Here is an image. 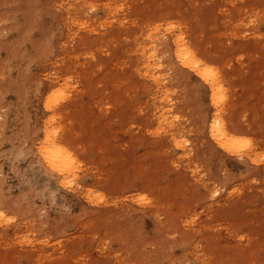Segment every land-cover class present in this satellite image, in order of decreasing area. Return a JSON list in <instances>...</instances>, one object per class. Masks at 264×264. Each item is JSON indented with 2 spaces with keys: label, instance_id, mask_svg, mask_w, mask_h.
I'll list each match as a JSON object with an SVG mask.
<instances>
[{
  "label": "rangeland",
  "instance_id": "1",
  "mask_svg": "<svg viewBox=\"0 0 264 264\" xmlns=\"http://www.w3.org/2000/svg\"><path fill=\"white\" fill-rule=\"evenodd\" d=\"M57 1L0 0V264H264V0H125L123 26L106 15L103 0H93L87 15L96 33L76 29L73 44L61 14L45 9ZM25 2L37 9L29 18ZM160 16L187 23L201 53L225 68L224 116L248 151L260 143L258 162L211 155L203 133L211 108L177 77L169 35L157 46L162 80L129 74L121 53L141 24ZM66 49L82 67L57 78ZM128 79L135 91L126 90ZM47 80L66 97L53 110ZM160 103L167 120L158 125ZM175 117L177 142L191 150L183 162L165 135ZM20 126L28 152L11 157L15 146L3 142ZM44 126L63 129L75 146L71 187L28 158ZM26 153V163L19 161Z\"/></svg>",
  "mask_w": 264,
  "mask_h": 264
},
{
  "label": "bare ground",
  "instance_id": "2",
  "mask_svg": "<svg viewBox=\"0 0 264 264\" xmlns=\"http://www.w3.org/2000/svg\"><path fill=\"white\" fill-rule=\"evenodd\" d=\"M122 1H125V0H103L104 3L102 4V8L104 12L106 13V15L108 17L114 15L113 18L116 21L120 13H122L125 10L127 12L129 8L126 9L125 2H122ZM258 1L260 0H257V2ZM92 2L93 0H61V1L53 2V4L52 2L49 3L45 9L46 11H50L52 9L53 11L57 10L61 14V20H64L67 23L66 26H67V31H68L67 33L68 42L72 43L75 40L74 37H75L76 29H80L81 27H83L84 31L82 34H85L83 36L96 33V29H95L96 22H93L92 18H89L87 15L88 9H92L94 6ZM25 4L29 6L26 10V14L29 18V16H32L35 13V11H37V9L34 6L32 7L31 3L25 2ZM111 4H114V6H110ZM188 4H187V7H188ZM163 7H164V4H163ZM163 7H161V10ZM39 9L44 10L43 5H41ZM172 10H174L173 7H172ZM228 11H230V9ZM234 11L235 10H233V12ZM256 14H258V11ZM153 16L152 18H154ZM175 17L179 18L178 15ZM165 18H168V17H165ZM165 18L164 16L162 17L160 16L159 19L155 18V20H150L148 23L141 24L138 27L140 31L138 30V33H136L133 36V38L129 41L130 42L129 46L126 47L125 52L121 50L123 51L121 54L123 55L124 53V55H126V63L129 69V74H132V75L135 74V75L140 76L143 79V81L147 82L148 84L152 82L155 85L156 83H158V81L162 80L165 76L162 73L163 65L161 64V61H160V56H159L160 53L158 52L157 46H158V42L162 39V37L164 38V36L169 35L170 38L169 37L168 38L170 39V47L168 46L167 48L168 49L167 51L169 54L168 60L170 64L173 66V68L177 71L176 73L177 77L185 80L186 83L189 82L193 86V87L192 86L190 87L194 88L197 94H199V96L201 95L200 97H203L208 102L211 108V111L208 114L205 123L203 124V133H204V136L207 138L206 141L208 143L206 144V147L209 149V151H211V155L212 153L215 154V156H218L219 154H223V155H227L231 159L233 158L238 159L239 157H242L251 163L258 162L257 160H254L252 158L256 156L255 151L259 149L260 143H256L254 145L255 147L253 148V150L248 151L247 148L248 149L250 148V143L242 140V137L240 136V134H237L233 130H231V125L227 123V119L224 116L225 111H224V108H222V105L224 104V101L226 100L224 98L225 97L224 96L225 87L223 85L224 79H226L225 77L227 75L225 68L223 66L221 67V66L216 65L214 61H211L206 56H204L205 54H207V53H205L204 55L202 54L204 48L202 49V53H201L200 48L196 44H194L193 42L195 41H192L191 39V38L194 39L195 35L193 37H190L191 36L190 31L192 30L189 29L190 27L187 26V23L180 21V19L179 20H166ZM125 19H126L125 15L119 17L118 21L120 22H117L116 26H123V20ZM137 23L134 22L135 27H137L136 26ZM223 26H226V25H223ZM212 40H215V39L212 38ZM201 41H202V38H201ZM203 47H205V44ZM63 56L65 57V59L67 58V60L64 59V65L62 66L63 69L61 70L62 73L56 72L57 78H60L59 75L63 76V78L65 79H69L74 76H77L78 75L77 66L80 64H77V66H74L75 64H73L74 60L76 61L79 60V57L77 56V54L76 53L73 54L66 49L64 50ZM66 62H70L71 65L69 64L70 66L66 67L65 66ZM85 68L86 67H84L83 69ZM85 71L87 70L85 69ZM123 84L127 87L126 90L128 92L131 91V89L132 91H135L133 89V82L131 79L126 80V82ZM55 86L56 84L54 82H52L51 80H47L45 84V87L47 89L46 94H50L51 92H53L54 91L53 89L55 88ZM145 86L148 87V85L146 84ZM60 93L62 94L61 90L57 92H53V94L48 95V97L46 98V106L49 110L50 109L53 110L62 100L66 99V97L61 96ZM75 98L76 97L69 98L68 100L69 107H73L75 103H77V98L76 99ZM157 109H160L161 116H158L157 118H155L157 114L156 112L151 115H152V118L153 117L155 118L154 120L157 121V124L161 125L164 121L167 120V118H164V108L161 106V103L159 106H156L154 108V110H157ZM178 119H179L178 117H175L173 121L168 122L165 135H167V139H171V142L173 141L176 142V145H178L177 147L183 151L182 152L183 154H181L180 157H178V159L183 162V159H187L188 156L190 157L191 150L187 148V146L189 145L188 141L184 142L182 140H179V143L177 142L179 137L182 136L180 123H177ZM12 120L13 121L15 120V122H19L20 120L19 114L16 113L15 118ZM48 121L50 122V119ZM22 128L23 127L20 126L19 129L13 128L11 131L8 130V133H7L8 137L7 139L4 140L5 142H3L4 144L15 146V148H13V151L10 153L11 157L14 156V154L16 156L17 150H19L21 153L28 152L27 148L25 149L24 147H22L24 146L23 143L25 140V136L27 135V133H25V130H23ZM65 132L63 131V129L54 131L50 129V126L49 127L44 126L43 132H42V138L40 140L37 139L35 142L34 150H35L36 158L33 155L28 157L36 164L39 160L41 165L44 167L45 171L50 176L57 178L56 179L57 184H59V186L62 188H67L68 186L71 187L77 178L76 177L77 162H76V153H75L76 149L74 148L75 146L71 147L70 144L68 145L67 143L68 135L65 134ZM28 155L29 153H26L24 156L23 155L19 156L18 160L25 162V159H27ZM15 160H16V157H15ZM187 167L188 166L186 164V168ZM258 172L260 174L261 172H264V166L260 168ZM22 173L23 171H17L16 175L21 179ZM256 175L259 176V174H256ZM2 188L3 186L1 184L0 189ZM212 193L214 194V192ZM141 204L142 203L140 202L139 205Z\"/></svg>",
  "mask_w": 264,
  "mask_h": 264
}]
</instances>
